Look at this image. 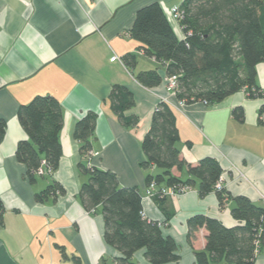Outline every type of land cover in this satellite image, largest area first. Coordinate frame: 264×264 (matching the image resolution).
<instances>
[{
  "label": "crops",
  "instance_id": "1",
  "mask_svg": "<svg viewBox=\"0 0 264 264\" xmlns=\"http://www.w3.org/2000/svg\"><path fill=\"white\" fill-rule=\"evenodd\" d=\"M185 0H0V120L7 123L0 144V264H113L120 254L104 240V220L100 208L87 211L79 196L89 179L81 173L82 143L74 136L79 120L97 114L90 139L87 166L111 171L121 187H139L145 216L163 223L167 236L175 239L181 259L171 264H194L195 251L204 250L208 231L196 233L188 242V220L197 214L218 219L226 227L241 225L231 214L232 203L219 207L215 192L204 198L198 188L157 203L146 198V177L156 168L143 169L142 141L150 129L152 115L167 98L177 115L181 158L190 164L211 157L223 170V187L233 196H244L264 204V127L259 117L264 109V62L257 65L261 97L251 98L241 90L221 102L179 105L163 82L155 88L141 85L136 75L161 65L145 55L131 36L137 12L158 2L176 35L184 39L173 9ZM127 54L137 56L134 70L123 62ZM116 57V59H113ZM114 85L128 88L135 106L126 115H136V128L125 127L111 110L109 96ZM53 96L63 108L61 131L63 155L59 168L49 173L45 161L31 183L27 168L16 158L18 143L28 135L18 119V110L36 96ZM241 107L238 119L234 109ZM187 179V170H173ZM53 181L65 189L63 195L45 202L36 194ZM66 254V258L64 253ZM104 260V262H102ZM136 264H151L145 250L134 255ZM255 264H264V251Z\"/></svg>",
  "mask_w": 264,
  "mask_h": 264
},
{
  "label": "trees",
  "instance_id": "2",
  "mask_svg": "<svg viewBox=\"0 0 264 264\" xmlns=\"http://www.w3.org/2000/svg\"><path fill=\"white\" fill-rule=\"evenodd\" d=\"M179 11L184 39L176 35L160 3L149 4L137 12L131 36L141 44L147 57L161 65L138 73V82L147 88L159 86L163 82L159 70L164 67L167 77L177 76L176 96L185 104H214L241 90H246L251 98L261 97L257 65L264 62V0H185ZM123 62L134 70L137 56L127 54ZM109 100L111 110L125 127H138L139 117L125 114L135 106L134 95L128 88L114 85ZM17 115L29 138L18 143L16 158L26 166V176L34 183L43 161L50 174L59 168L63 155L60 138L63 108L55 97L39 95L22 105ZM233 115L242 119L243 109L237 107ZM96 120L97 114L89 113L75 127L74 136L82 143L83 162L79 170L89 176L79 196L87 211L96 212L100 208L104 240L120 254L113 264H136L134 255L143 249L151 264L179 261L177 242L163 232L173 213L167 214L163 223L148 219L139 187H121L115 173L84 163L92 149L90 139ZM6 129L7 123L0 120V144ZM141 145L145 156L143 169L160 171L147 175L146 187L152 182L160 189L197 187L201 198L215 192L219 207L222 209L232 203L231 214L242 223L226 227L218 219L204 214L191 217L187 223L189 244L192 245L200 229L208 231L205 249L194 252V264H255L257 255L264 251V204L233 196L224 187L217 190L215 186L223 170L216 159L206 157L190 164L181 158L177 115L169 103H158ZM183 168L187 170V179L173 174L174 169ZM64 193L63 186L53 181L36 194V200L45 202ZM170 197L157 194L153 199L161 204ZM2 210L0 201V214ZM64 256L67 257L65 253ZM74 261L80 264L79 259L74 258Z\"/></svg>",
  "mask_w": 264,
  "mask_h": 264
},
{
  "label": "built area",
  "instance_id": "3",
  "mask_svg": "<svg viewBox=\"0 0 264 264\" xmlns=\"http://www.w3.org/2000/svg\"><path fill=\"white\" fill-rule=\"evenodd\" d=\"M173 15L175 19H178L181 15H180V11H179V7H175L173 9ZM113 59H116V57H114ZM167 86H168V90L170 92H172L174 95H176V89L178 87V78L177 76H172V77H168L167 78ZM163 101L169 103V100L167 98H163ZM179 105H184V102L179 101ZM263 111L260 114L259 120L261 125L264 127V109H262ZM40 174H43L42 170H39ZM216 189L217 190H221L223 188V178L221 177L219 179V181L216 184ZM190 189L187 187H181V188H162L160 189L159 187H157L155 182H152L146 189V198L147 199H153V197L157 194H161L162 197L164 196H171V197H175V196H179L182 195L184 193H186L187 191H189ZM263 201H264V196L262 197ZM263 224H264V216H263Z\"/></svg>",
  "mask_w": 264,
  "mask_h": 264
},
{
  "label": "rangeland",
  "instance_id": "4",
  "mask_svg": "<svg viewBox=\"0 0 264 264\" xmlns=\"http://www.w3.org/2000/svg\"><path fill=\"white\" fill-rule=\"evenodd\" d=\"M167 90H168V86H167ZM168 92H170V91L168 90ZM171 93H172V92H171ZM162 99H163V98H162ZM162 99H161V100H162ZM162 101H163V100H162ZM170 105H171V104H170Z\"/></svg>",
  "mask_w": 264,
  "mask_h": 264
}]
</instances>
